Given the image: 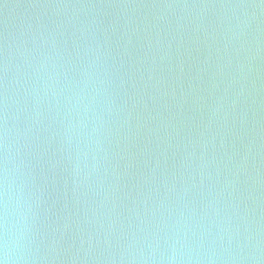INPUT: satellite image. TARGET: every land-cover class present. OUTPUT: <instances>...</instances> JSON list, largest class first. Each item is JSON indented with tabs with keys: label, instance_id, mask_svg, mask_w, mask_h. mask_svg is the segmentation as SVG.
<instances>
[{
	"label": "water",
	"instance_id": "water-1",
	"mask_svg": "<svg viewBox=\"0 0 264 264\" xmlns=\"http://www.w3.org/2000/svg\"><path fill=\"white\" fill-rule=\"evenodd\" d=\"M5 127L21 264H264V0H0Z\"/></svg>",
	"mask_w": 264,
	"mask_h": 264
},
{
	"label": "clouds",
	"instance_id": "clouds-1",
	"mask_svg": "<svg viewBox=\"0 0 264 264\" xmlns=\"http://www.w3.org/2000/svg\"><path fill=\"white\" fill-rule=\"evenodd\" d=\"M6 124V121H5ZM7 128L4 129L5 157L0 180V264H21L30 243L27 221L19 209V200L12 202V184L8 175Z\"/></svg>",
	"mask_w": 264,
	"mask_h": 264
}]
</instances>
